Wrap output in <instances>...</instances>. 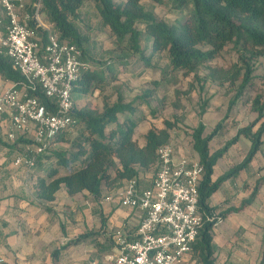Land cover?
<instances>
[{"label": "trees", "instance_id": "1", "mask_svg": "<svg viewBox=\"0 0 264 264\" xmlns=\"http://www.w3.org/2000/svg\"><path fill=\"white\" fill-rule=\"evenodd\" d=\"M29 1L27 10L31 11V4L37 0ZM88 1L94 3L100 23L108 28L115 43L123 46L117 57L120 65L127 66V57L133 55L144 66V70L152 69L153 63L164 55L167 69L192 75L199 83V93L204 89L207 79L219 85H232L240 81L227 109L251 84L255 61L260 57L264 58V0H170L172 12H185L183 18L177 17L172 23L158 19L153 11L145 9L142 0H39V12L45 15L59 40L77 46L82 52L83 60L89 37L80 31L79 24L82 20L79 11ZM27 25L44 44L46 32L37 27L34 19L29 20ZM227 45H231L237 55V62L231 70H209L204 78H199L198 69L219 57ZM86 63L88 68L81 71L71 89L75 134L70 138L68 129L63 131L52 140L48 154L40 155L52 164L33 186L34 196L42 203L54 201L56 193L62 188L69 196L86 192L97 201L103 188L112 189L131 178H137L140 182V176L144 173H154L156 149L170 141V130L175 126V121L169 120H163V127L160 129L151 126L144 136L143 146H139L133 139L135 129L145 118V115L136 116V112L143 103L148 102L147 98L151 97L150 90H144L129 102L116 90L113 102H105L103 99L100 107L92 104L78 106L76 100L93 95L95 91L101 93L105 84L116 77L109 61L89 56ZM0 79L24 89V78L4 54H0ZM192 87V83L189 84V88ZM28 94L53 109L54 99L46 98L38 88L28 90ZM204 108L205 102L199 105V122L192 129L190 142L204 169L198 187L197 209L204 218L212 216L213 221L204 220L199 229L191 251L194 264L214 263L212 227L226 214L238 212L250 204L257 188L253 189L238 208H228L218 214L215 213V208L209 206L208 199L223 181L244 168L264 143V100L260 95L251 101V109L257 115L255 120L239 128L237 135L214 153L209 151V142L220 130L221 121L216 123L208 135H203L205 127L201 120ZM150 114L154 116L155 112L150 111ZM240 136L251 143L246 158L213 181V167L217 159ZM25 144L31 145L32 141ZM62 144L66 145L65 148L58 146ZM36 163L37 157L33 168ZM102 230L103 228L95 232H85L72 239L69 244L83 242L91 236L96 239L98 234L103 233ZM108 239L114 243L113 235L108 236ZM95 245L100 246L98 243ZM51 253L52 259L56 261L59 250ZM262 261L264 251L261 263Z\"/></svg>", "mask_w": 264, "mask_h": 264}, {"label": "crops", "instance_id": "2", "mask_svg": "<svg viewBox=\"0 0 264 264\" xmlns=\"http://www.w3.org/2000/svg\"><path fill=\"white\" fill-rule=\"evenodd\" d=\"M91 3L96 10L94 3L88 1L84 3L79 13ZM105 28L109 32L108 28ZM35 37L40 42L37 34ZM150 71V69L143 70V73L136 76L137 79H141ZM10 84L0 79L1 87H7ZM139 95L141 93L137 96ZM115 98L116 92L109 99L105 96V102H113ZM79 102L80 100H76L78 106H82ZM147 104L149 103H143L142 106H147ZM144 120H147L146 124L142 127V121L133 134V139L136 140L138 137L136 134L140 133L138 135H141V140L137 139L139 146L144 145V136L148 129L151 126L156 127L153 124L155 120L148 115H145ZM198 122L199 118L196 114L195 126L186 128V134H191ZM10 127L8 114H3L0 117V264H61V261H58L59 255L54 261L49 255L44 256L43 252H48L53 247L52 245L63 243L62 241H67L65 247L86 248L85 252H80L67 259L64 264H107L109 258L116 254L115 243H111L108 236L113 235L116 230H122L121 233L125 235H132L138 225V212L120 207L116 201L106 202L103 198L106 191L110 190L107 188H103L97 201L86 192L69 196L62 188L56 193L54 201L39 202L34 196V183L45 175L52 164L42 156H37V163L31 171L25 170L22 166H15L13 161L18 155H32L33 145L25 143L31 141L33 134L30 132L16 134V141H10L6 136ZM237 130L232 132L230 129L228 134H220L221 132L218 131L209 142L210 153L222 149L237 135ZM208 134L205 127L203 135ZM180 140L181 137L176 138L179 146H174L175 157L185 155L197 160L196 153L192 150V153L188 155ZM262 140H264V135H262ZM262 146L264 143L257 149L249 163L232 177L223 181L208 199L209 206L215 208V213L218 214L225 212L228 208H238L241 202L250 196L253 189L257 188V193L250 204L238 212L226 214L212 227L213 264H264V261L261 263L262 251H264V158H262L264 149ZM250 147L251 143L247 138L238 137L217 159L213 167L212 180H216L234 166L242 163ZM143 178L146 179L143 180ZM141 179L144 181L141 187L146 188L149 185V175L144 173L140 176V185ZM100 209L103 211L102 215L99 212ZM101 228H103V233L98 234L96 239L91 236L83 242L69 244L77 236L85 232H95ZM95 243L100 246H96ZM190 254L186 255L183 261Z\"/></svg>", "mask_w": 264, "mask_h": 264}, {"label": "built area", "instance_id": "3", "mask_svg": "<svg viewBox=\"0 0 264 264\" xmlns=\"http://www.w3.org/2000/svg\"><path fill=\"white\" fill-rule=\"evenodd\" d=\"M27 4L24 0H0V54L9 58L25 80L24 89L15 84L0 86V117L9 116L8 140L14 141L16 134H33L32 155L20 154L13 161L15 166L30 170L37 156L48 154L55 136L74 125L72 83L89 65L77 46L61 42L41 21L39 0L31 4V11ZM31 19L46 32L44 44L28 27ZM37 88L46 98L54 99L53 109L28 94ZM154 168L146 188L131 178L103 198L106 202L114 199L120 207L139 214L132 235L114 234L116 254L107 264H182L203 221H213L197 209L204 173L198 160L185 155L176 158L169 141L156 149Z\"/></svg>", "mask_w": 264, "mask_h": 264}, {"label": "rangeland", "instance_id": "4", "mask_svg": "<svg viewBox=\"0 0 264 264\" xmlns=\"http://www.w3.org/2000/svg\"><path fill=\"white\" fill-rule=\"evenodd\" d=\"M24 1L26 3L30 2L29 0ZM92 5L91 3L89 7H84V10L80 13L82 17V21L79 24L80 31L89 37V42L85 46L86 54L84 60L88 62L89 56H92L98 60L109 61L116 77L115 80L105 84L101 93L95 91L93 95L84 96L80 99V105L92 104L100 107L105 96L106 99H109L116 92V89L120 91L125 101H132L143 90H150L152 97L147 98L149 104L140 107L136 112V116L148 115V117L155 120L153 124L161 128L163 127V120L175 121L174 128L170 130V142L173 146H179L176 138L181 137V145L188 155L192 153V147L190 134H186L185 129L195 126L196 114L199 111L200 104L205 102L202 121L206 127V133H210L214 125L220 120V134H228L230 129L232 132H235V130L255 120L257 115L251 109V101L257 95H260L262 100H264V58L260 57L255 61V69L251 75V84L244 89L239 99L227 109L229 101L234 98L240 81H236L232 85L229 83L219 85L217 82L207 79L204 89L199 93V83L192 75H184L180 71L172 72L167 69V59L164 55H161L153 63L154 67L150 69V73L142 76L141 79H137L136 76L140 75L141 72L143 73L144 66L133 55L127 57L125 61L127 66H122L118 63L117 57L121 54L120 50L123 49V46L120 47L115 43L113 36L100 23L98 14ZM143 5L146 9L155 12L158 19H162L167 23H172L175 18L178 17L180 19L185 15L183 11L179 13L172 12L170 0H143ZM39 18L44 24H48L43 13H39ZM236 62V53L233 51L231 45H227L219 57L201 66L197 74L199 78H204L209 70H231L233 64ZM191 83L193 85L192 89L189 88V84ZM150 111L155 112L154 116L150 114ZM146 121L143 120L142 127L146 124ZM256 127L257 125L253 129L255 130ZM68 131L67 134H70L71 138L75 134V124ZM138 134L140 133L136 134L138 136L136 141L137 139L141 140V135ZM58 146L65 148L66 145L62 144ZM262 149H264V146H262ZM145 179L143 178V180ZM143 180L141 181V186L144 183ZM117 187L115 186L107 190L105 196L111 195ZM60 197L61 194L59 195ZM111 202H115V200L113 199ZM99 212L101 215L103 214L102 209ZM117 232H122V230L114 231L113 236ZM62 242L52 245L53 247L48 252L44 251L43 255H49L50 258H53L51 252L59 250L58 261L60 260L61 264H64L67 259L86 250L85 247L77 249L71 246L65 247L67 241ZM62 247L65 248L63 249ZM51 262H53L52 259ZM182 264H194L192 253L185 258Z\"/></svg>", "mask_w": 264, "mask_h": 264}]
</instances>
